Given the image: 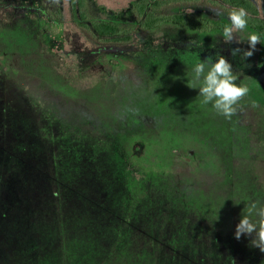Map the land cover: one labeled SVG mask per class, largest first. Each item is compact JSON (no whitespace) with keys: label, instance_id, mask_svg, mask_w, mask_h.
I'll use <instances>...</instances> for the list:
<instances>
[{"label":"rangeland","instance_id":"obj_1","mask_svg":"<svg viewBox=\"0 0 264 264\" xmlns=\"http://www.w3.org/2000/svg\"><path fill=\"white\" fill-rule=\"evenodd\" d=\"M236 1L87 0L84 24L131 31L113 42L71 0H0V264H264L234 235L264 203V35L233 57L246 41L144 30L135 9L230 26ZM217 55L249 87L230 120L188 87Z\"/></svg>","mask_w":264,"mask_h":264},{"label":"clouds","instance_id":"obj_2","mask_svg":"<svg viewBox=\"0 0 264 264\" xmlns=\"http://www.w3.org/2000/svg\"><path fill=\"white\" fill-rule=\"evenodd\" d=\"M48 3L61 6V0H48ZM212 10L217 16L223 14L216 9ZM191 11L188 10V12ZM248 18L249 13L243 7H234L228 12L230 26H225L223 29L224 42L235 41L240 44L246 41L249 45L247 50L239 47L231 49L233 57L238 54L243 59L251 57L256 50V45L260 43V36L255 33H249L246 40L238 36L248 27ZM238 79L239 76L234 73L233 65L229 60L223 55H217L215 61L209 57L195 64L188 87L199 89V96L202 97L201 102L204 105L211 104L217 114L230 120L237 114L240 102L249 95V87L238 84ZM127 111L136 114L135 109L130 108ZM244 209L246 211L235 228V239L239 240L241 236L252 237L250 245L264 253V203L253 201L248 203Z\"/></svg>","mask_w":264,"mask_h":264},{"label":"trees","instance_id":"obj_3","mask_svg":"<svg viewBox=\"0 0 264 264\" xmlns=\"http://www.w3.org/2000/svg\"><path fill=\"white\" fill-rule=\"evenodd\" d=\"M72 11L76 21L80 25H84L93 30V32L100 38L113 42H128L131 40V31L121 28L116 23L110 21L91 20L88 24L82 21L87 20V16L83 10L87 7V0H71ZM228 2V0H227ZM235 8L243 7L249 13L248 27L256 31L260 35H264V10L260 13L256 7L248 0H240L230 2ZM135 9L140 18H143L141 28L144 30H156L163 25L171 24L179 27L189 29L191 31H211L221 32L226 24H215L209 20L202 18H194L184 14L175 15H153L146 14V6L144 4H136ZM264 62V55L260 58V63Z\"/></svg>","mask_w":264,"mask_h":264}]
</instances>
